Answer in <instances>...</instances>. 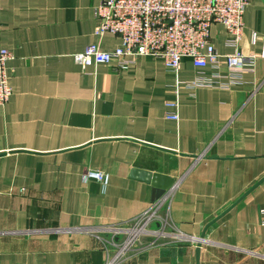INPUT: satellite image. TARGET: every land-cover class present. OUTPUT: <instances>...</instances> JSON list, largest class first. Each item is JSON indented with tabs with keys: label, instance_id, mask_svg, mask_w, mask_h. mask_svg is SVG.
<instances>
[{
	"label": "crops",
	"instance_id": "crops-1",
	"mask_svg": "<svg viewBox=\"0 0 264 264\" xmlns=\"http://www.w3.org/2000/svg\"><path fill=\"white\" fill-rule=\"evenodd\" d=\"M102 1L0 0V47L14 56L13 94L0 105V264L112 260L127 235L117 226L154 202L134 169L175 184L147 238L113 264H264V59L231 86L192 85L216 72L227 81L234 47L214 23L218 68L186 58L175 73L140 55L125 70H83L74 54L99 41ZM244 23L239 49L261 52L264 0H249ZM100 43L122 44L111 33ZM88 169L108 184L85 181Z\"/></svg>",
	"mask_w": 264,
	"mask_h": 264
},
{
	"label": "built area",
	"instance_id": "built-area-1",
	"mask_svg": "<svg viewBox=\"0 0 264 264\" xmlns=\"http://www.w3.org/2000/svg\"><path fill=\"white\" fill-rule=\"evenodd\" d=\"M248 4L249 0H104L95 8V16L100 20L95 28L99 41L75 53L74 60L83 70L112 62H117L119 69L125 70L140 55L161 58L165 66L175 73L186 58L196 66L218 68L222 55L211 40L210 30L214 23H219L229 34L228 44L234 47L233 52L225 55L227 81L221 80V75L216 72L213 77L199 75L191 84L231 86L241 82L242 73L253 70L258 59H264V46L259 53L250 51L245 54L239 49ZM106 33L119 36L122 44L114 50H103L100 40ZM257 40L258 34L254 32L252 41L256 43ZM13 57L9 49L0 47L1 106L7 104L13 94L8 71V62ZM168 105L173 110L167 117L178 120V102ZM83 178L85 181L99 180L104 186L109 182L107 173L93 169L86 170ZM164 202L165 196L155 200L141 216L117 226L115 230L127 236L115 257L106 264L123 258L136 242L150 234L149 226L158 217ZM161 233L163 230L154 234Z\"/></svg>",
	"mask_w": 264,
	"mask_h": 264
},
{
	"label": "water",
	"instance_id": "water-1",
	"mask_svg": "<svg viewBox=\"0 0 264 264\" xmlns=\"http://www.w3.org/2000/svg\"><path fill=\"white\" fill-rule=\"evenodd\" d=\"M132 176L140 180H144L153 185V201L161 199L174 184L175 179L160 173H153L146 170L134 169ZM251 191V190H250ZM199 249L197 250V254Z\"/></svg>",
	"mask_w": 264,
	"mask_h": 264
},
{
	"label": "rangeland",
	"instance_id": "rangeland-1",
	"mask_svg": "<svg viewBox=\"0 0 264 264\" xmlns=\"http://www.w3.org/2000/svg\"><path fill=\"white\" fill-rule=\"evenodd\" d=\"M150 226H151V225H150ZM152 235H153V236H158L157 234H152ZM126 236H127V235H126ZM126 236H123L124 238H122V239L124 240V239L126 238ZM145 236H146V235H145ZM143 238H147V237H144V236H143L142 239H143ZM121 241H122V240H121Z\"/></svg>",
	"mask_w": 264,
	"mask_h": 264
}]
</instances>
